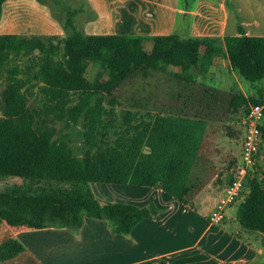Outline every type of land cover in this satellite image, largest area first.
Instances as JSON below:
<instances>
[{"label": "trees", "instance_id": "1", "mask_svg": "<svg viewBox=\"0 0 264 264\" xmlns=\"http://www.w3.org/2000/svg\"><path fill=\"white\" fill-rule=\"evenodd\" d=\"M0 0V16L4 3ZM78 9L58 15L67 34L0 33V176H19L24 184L0 191V262L26 249L17 233L26 229H82L86 217L105 219L128 234L143 219L156 217L154 203L112 202L95 194L91 183L160 186L194 206L210 182L226 186L236 177L239 159L219 162L210 117L224 115L233 136L244 133L252 104L264 92V35L89 34L77 26ZM216 56L255 87L223 89L203 81ZM28 59L22 66L14 59ZM10 63H12L10 65ZM170 68L168 97H183L179 112L117 110L125 88ZM43 95L46 113L81 125L80 152L30 98ZM121 116V119L118 118ZM264 139V120L261 123ZM264 151V144L262 145ZM219 163L223 165L219 167ZM246 180L249 192L239 204L244 228L262 232L264 264V165ZM258 168V169H259ZM213 174V175H212Z\"/></svg>", "mask_w": 264, "mask_h": 264}, {"label": "crops", "instance_id": "2", "mask_svg": "<svg viewBox=\"0 0 264 264\" xmlns=\"http://www.w3.org/2000/svg\"><path fill=\"white\" fill-rule=\"evenodd\" d=\"M234 10L244 19L230 34L264 35V0H236ZM96 185L103 199L139 206L154 202L160 212L140 221L128 234L116 233L107 220L93 217L85 218L79 233L58 227L22 230L17 236L26 249L0 264H252L262 260L263 233L244 228L238 218L237 205L249 188L228 208L222 222H213L210 215L226 184L216 186L210 181L196 196L200 204L196 201L194 206L160 186L121 183L110 190Z\"/></svg>", "mask_w": 264, "mask_h": 264}, {"label": "rangeland", "instance_id": "3", "mask_svg": "<svg viewBox=\"0 0 264 264\" xmlns=\"http://www.w3.org/2000/svg\"><path fill=\"white\" fill-rule=\"evenodd\" d=\"M252 1V0H251ZM256 1V0H253ZM236 0H7L0 16V33L51 34L66 36L64 21L58 17L66 8L78 9L77 26L86 33H130V34H170L177 32L182 36L212 35L220 36L233 33L235 25L242 23V16L235 15ZM28 59H14L12 63L26 65ZM10 63V65L12 64ZM170 68L161 70L154 77L140 78L136 84L125 88L124 95L117 110L119 115L125 109L145 113L147 111L179 112L185 108L182 96L168 97L166 91ZM200 78L208 83L217 84L223 89L239 87L245 92H254L252 82L241 77L231 68L227 57L216 56L208 66L205 75ZM5 81L0 82V115L2 109V92ZM33 107L42 112L57 129V137H65L79 153L83 142L81 125L66 122L55 117V113H46L43 95L31 97ZM121 119V116H118ZM211 135L214 145L222 151L217 152L219 162L222 158H237L241 154V140L233 136L227 124L231 123L224 115L210 117ZM216 139V140H215ZM264 157V151H262ZM262 157L261 164L264 165ZM223 164L219 163V167ZM213 175V174H212ZM112 188L119 183L92 182L95 194L98 185ZM24 184L19 176H0V191L13 185ZM198 201V199L196 200ZM200 204V201L197 202ZM239 204L237 205V208Z\"/></svg>", "mask_w": 264, "mask_h": 264}, {"label": "built area", "instance_id": "4", "mask_svg": "<svg viewBox=\"0 0 264 264\" xmlns=\"http://www.w3.org/2000/svg\"><path fill=\"white\" fill-rule=\"evenodd\" d=\"M263 120L264 92L262 101L252 104L246 119L241 122L245 129L241 140V163L237 166L236 177L225 187L223 195L213 208L210 215L211 221L222 222L228 208L244 197L247 178L255 171L262 173L258 164L261 163L263 157L264 139L261 129Z\"/></svg>", "mask_w": 264, "mask_h": 264}]
</instances>
